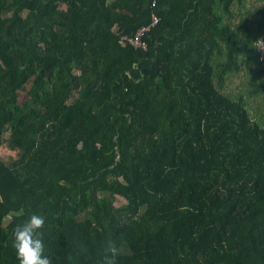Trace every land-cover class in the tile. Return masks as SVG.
Listing matches in <instances>:
<instances>
[{
	"label": "trees",
	"instance_id": "obj_1",
	"mask_svg": "<svg viewBox=\"0 0 264 264\" xmlns=\"http://www.w3.org/2000/svg\"><path fill=\"white\" fill-rule=\"evenodd\" d=\"M246 1L0 0V264L33 213L53 264H99L109 236L118 264H264V2ZM152 14L145 48L120 43Z\"/></svg>",
	"mask_w": 264,
	"mask_h": 264
},
{
	"label": "clouds",
	"instance_id": "obj_2",
	"mask_svg": "<svg viewBox=\"0 0 264 264\" xmlns=\"http://www.w3.org/2000/svg\"><path fill=\"white\" fill-rule=\"evenodd\" d=\"M259 48L264 49V45ZM44 225V216L33 213L13 229L11 246L15 249L19 264H53L51 257L44 254V234L40 231ZM121 255L122 248L109 236L99 249V264H118Z\"/></svg>",
	"mask_w": 264,
	"mask_h": 264
},
{
	"label": "built area",
	"instance_id": "obj_3",
	"mask_svg": "<svg viewBox=\"0 0 264 264\" xmlns=\"http://www.w3.org/2000/svg\"><path fill=\"white\" fill-rule=\"evenodd\" d=\"M157 21H158V17L155 14H152L149 25H142L141 27H139L136 30V32L132 36L121 35L120 39H119L120 43L127 41V42L131 43L133 46L145 48L146 45L142 41V35L151 26H153ZM258 45L262 46V45H264V42L262 40H259ZM260 51H261V59H264V49L261 48Z\"/></svg>",
	"mask_w": 264,
	"mask_h": 264
},
{
	"label": "rangeland",
	"instance_id": "obj_4",
	"mask_svg": "<svg viewBox=\"0 0 264 264\" xmlns=\"http://www.w3.org/2000/svg\"><path fill=\"white\" fill-rule=\"evenodd\" d=\"M255 1H256V5H254L255 7H257V6H261L262 4H263V2H264V0H253V4L255 3ZM250 0L248 1H246V3H247V5H250ZM250 7V6H249ZM245 9H250V10H253V9H255V8H244L243 10H242V12H244L245 11ZM259 20H260V22H261V24H263L264 23V18L263 17H261V16H256ZM238 21V18L236 19V22ZM249 23V26L250 25H252L253 24V22H252V20L251 19H249V21H244V26H247V24ZM240 74H243V76H248L249 75V73H248V70L247 69H245L244 71H241V73ZM239 74V75H240ZM239 75L234 79V81L231 83V85L229 86L228 85V87L229 88H232V89H235L236 87L238 88V83H240V81H242L243 79L241 78L240 79V77H239ZM241 87H242V85H241ZM24 96V93L22 94V97ZM6 152H8L7 151V149L5 148V147H0V153L1 154H4V153H6ZM116 201V203L118 204V203H120L121 201H122V199H120V198H117V200H115Z\"/></svg>",
	"mask_w": 264,
	"mask_h": 264
}]
</instances>
